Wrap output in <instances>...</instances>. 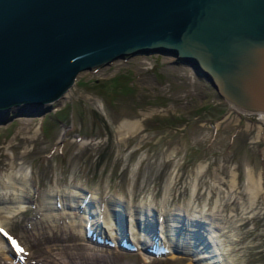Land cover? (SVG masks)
<instances>
[{"label": "rangeland", "instance_id": "1", "mask_svg": "<svg viewBox=\"0 0 264 264\" xmlns=\"http://www.w3.org/2000/svg\"><path fill=\"white\" fill-rule=\"evenodd\" d=\"M119 59L79 72L46 113L21 112L0 122V209L4 216L17 212L0 228V264L45 263L75 244L72 252L86 260L81 264H264V119L230 105L173 56ZM132 118L140 119L139 133L118 135V123ZM230 171L235 186L229 192ZM249 173L260 181L254 198ZM110 197L121 199L124 209L149 206L170 251L141 249L138 236L150 238L134 220L127 230L134 249L95 241H116L115 230L106 229L109 219L87 235L81 224L100 208L111 214L104 206ZM83 198L88 203L78 205ZM178 210L218 218L216 228L203 218L207 246L180 243L185 248L171 250L181 235L168 236L171 221L162 219ZM148 233L157 234L152 228ZM53 243L59 248L44 251ZM205 251L209 258L196 260Z\"/></svg>", "mask_w": 264, "mask_h": 264}, {"label": "water", "instance_id": "2", "mask_svg": "<svg viewBox=\"0 0 264 264\" xmlns=\"http://www.w3.org/2000/svg\"><path fill=\"white\" fill-rule=\"evenodd\" d=\"M149 53L173 56L229 103L264 112V0H0V122L48 111L83 70ZM112 211L117 228L128 227ZM145 217L135 225L148 232ZM193 225L195 244L204 223Z\"/></svg>", "mask_w": 264, "mask_h": 264}, {"label": "bare ground", "instance_id": "3", "mask_svg": "<svg viewBox=\"0 0 264 264\" xmlns=\"http://www.w3.org/2000/svg\"><path fill=\"white\" fill-rule=\"evenodd\" d=\"M120 60V59H119ZM187 67V66H186ZM75 78H77V77H75ZM74 80H76V79H74ZM75 82V81H74ZM72 86H73V84H72ZM64 95V94H63ZM63 97V96H62ZM221 97V96H220ZM226 101V100H225ZM230 104V103H229ZM231 105V104H230ZM232 108H233V106H232ZM234 109H235V107H234ZM259 113H257V115L259 116V117H261L262 119H264V112H260V111H258ZM10 113H12V112H10ZM46 113V112H45ZM250 113V112H249ZM139 130H141V122H140V119H137V118H132V119H123V120H121L119 123H118V125H117V127H116V131H117V133H118V135H120L121 137H125L126 135H131V134H135V133H137ZM139 133V132H138ZM119 137V136H118ZM120 138V137H119ZM124 139V138H123ZM251 172V171H250ZM254 173V172H253ZM217 178V177H216ZM221 179V178H220ZM261 179V178H260ZM214 181V180H213ZM214 184V183H213ZM4 185L5 186H10V187H12L13 189H18V187L17 186H15V184H12V183H8V182H6V183H4ZM223 185V184H222ZM235 186V175H234V173H233V171H230V174H229V179H228V189H227V191H232V189H233V187ZM214 187V186H213ZM215 188V187H214ZM22 189V188H21ZM247 189H248V191H249V193H250V197H253L254 198V196L255 195H257L259 192H260V181L258 180V179H256L251 173H249L248 174V182H247ZM234 191V190H233ZM214 192V191H213ZM22 193H20L19 191H18V194H17V196L19 197L20 195H21ZM84 200V198L83 199H81V202H79V204L78 205H81L82 204V202H84L83 201ZM11 201V200H10ZM120 201H122L121 199L119 200V199H117V198H114V197H110V198H107L106 199V201L104 202V206H105V209H108L109 207L111 208V214H107L106 216H105V213L103 212V211H101L100 209L98 210V211H95L94 212V214H93V211H92V216L90 215V217H89V219H87L86 220V223L85 224H81V227L82 228H87V226L88 227H92V226H96V228H99V227H101V224H103V223H107L106 221L109 219V221H108V223H110V225L108 226L107 225V227H109V228H106V229H113V230H115V232H116V234H114L113 232H112V235H113V237L115 236V238L117 237V235H118V232L122 235V236H125L124 234L125 233H127V234H129L128 232H127V230H128V228L129 227H126V226H122V230H120V229H118L115 225H116V222H115V220L113 219V216H112V213H113V211L112 210H121V208L123 207V206H120L121 204H120ZM208 204V203H207ZM100 206V205H99ZM99 206H97V208H99ZM21 208V207H20ZM84 208H85V206H84ZM126 208H128V209H124V207H123V209H122V211H120V214H119V217H122V218H126V217H128V218H126L127 219V222H128V225H133V222H131V221H135V219H139V220H141V223L143 224V221H142V219L143 218H146L145 217V215L149 218V222L151 223V225H152V231H154L155 230V228H154V226H153V219L152 218H150L151 216H150V207L149 206H142V205H128V207H126ZM11 210V209H10ZM4 210L3 209H0V228H3V224H7L8 223V221H9V218H10V216H13L14 215V213L16 212H12V211H14V210H12L11 212H12V214L10 215V216H4V215H2V212H3ZM107 211H109V209L107 210ZM212 211V210H211ZM215 211V210H214ZM225 211V210H224ZM9 212V211H8ZM4 213V212H3ZM17 213V212H16ZM164 214V213H163ZM216 214V213H215ZM161 215V214H160ZM179 215V216H178ZM211 215V214H210ZM209 214H207V215H197V214H194V215H191V217L189 216V215H184L183 216V213H181V210H178L177 212H175V213H173V214H170V216H171V218L169 217V214H168V216H166V217H163V219H162V223H164V221H171V223L170 224H168V227H169V229L167 230V225H166V229H165V231L167 230L168 232H170L171 230H173V228H174V226L175 225H178V223H181V221H182V225H184L186 228V231H184L183 232V235H181V238H180V241L179 242H176V243H172V247H175V249H183V248H185V247H187V248H190V249H192V247L194 248V249H196L197 247H199L198 245H196V246H194L195 244H193L191 241V238H190V236H189V232H190V230H192V229H190L189 227L190 226H194L193 225V223H195L196 221L197 222H199L200 223V221L202 222V223H204L205 221L203 220V218H206V221L209 219L208 218V216H210ZM15 216V215H14ZM13 216V217H14ZM84 217H86L87 218V216H84ZM177 217H179V218H177ZM219 217V216H218ZM222 217V216H221ZM76 215H75V220H76ZM176 218V219H175ZM208 218V219H207ZM213 218V221H209L211 224H210V227L211 228H213V227H215L216 228V221H215V219L217 218V217H212ZM218 219V218H217ZM227 219V218H226ZM73 221V220H72ZM184 221V222H183ZM103 222V223H102ZM127 224V223H126ZM100 225V226H99ZM204 225H205V223H204ZM123 228H125V229H123ZM100 229V228H99ZM120 230V231H119ZM104 229H101L100 230V232H101V234L102 233H104ZM166 231V232H167ZM215 231V230H214ZM214 231H213V229H212V232L211 233H209L210 235H209V237L210 238H212V237H215V235H216V233H214ZM134 233V232H133ZM95 234V233H94ZM93 235V234H92ZM110 235V234H109ZM136 235V234H135ZM146 235H147V233H146ZM169 235L171 236V234L169 233ZM168 235V236H169ZM106 237V236H105ZM139 238H140V236H138ZM137 238V241H139V242H145V243H147V242H149L150 240H148L147 238ZM150 238V237H149ZM56 240H57V238H56ZM214 240H216V238L214 239ZM53 241V240H52ZM182 241V242H181ZM206 241H207V239L205 238V239H203V240H201V243L202 244H205L206 243ZM210 242V241H209ZM180 243H184L183 245H185V244H189V246L187 245V246H182ZM157 244V243H156ZM58 245L59 244H50L49 246H48V248H44L45 250L44 251H46V252H50L51 250H54V249H57V248H59L58 247ZM76 245H78V244H75V245H71L72 247H73V249H74V247L76 246ZM67 245L66 244H64L63 243V245H61V250L62 249H64L65 247H66ZM70 246V245H69ZM68 246V247H69ZM89 248V247H88ZM13 249V248H12ZM67 249V248H66ZM73 249H71V252H65V253H62V252H55V256H54V258H52V259H46V262L44 263V262H40V263H34L35 261L33 260L32 262L34 263V264H77V263H79V264H81L82 262H86V260L83 258L84 256V254H81V252L80 253H78L77 251L76 252H72V250ZM230 249V248H229ZM187 250V249H186ZM205 250H207V249H205ZM9 252H11L12 254H14L13 253V251L11 250V249H9L8 250ZM39 251H41V249L39 250ZM230 251V250H229ZM23 252H24V250H23ZM23 252H21L20 251V253H18V255H22V254H24ZM208 253L209 252H207V251H205V252H202V253H200L199 255H198V258L196 259V260H199V259H201V258H205V257H207L208 256ZM41 254V253H40ZM43 255V254H42ZM46 255V254H45ZM23 256V255H22ZM25 256H26V254H25ZM219 255H217V257H218ZM209 257H207V259H208ZM214 258V257H213ZM220 258V257H219ZM24 261H22V262H20V264H32V263H29L28 261L27 262H24ZM91 262V261H90ZM209 264L210 263H218V264H226V263H224V260H221V262L217 259L216 261H214V262H211V261H207Z\"/></svg>", "mask_w": 264, "mask_h": 264}, {"label": "snow or ice", "instance_id": "4", "mask_svg": "<svg viewBox=\"0 0 264 264\" xmlns=\"http://www.w3.org/2000/svg\"><path fill=\"white\" fill-rule=\"evenodd\" d=\"M14 246L17 247L18 251H21L23 252V249L22 248H19L18 246L15 245V242H13Z\"/></svg>", "mask_w": 264, "mask_h": 264}]
</instances>
